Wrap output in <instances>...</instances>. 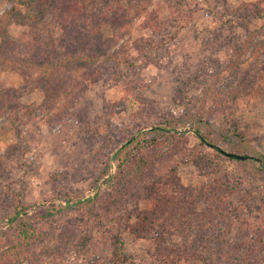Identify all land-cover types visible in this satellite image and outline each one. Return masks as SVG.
<instances>
[{
	"label": "trees",
	"instance_id": "obj_1",
	"mask_svg": "<svg viewBox=\"0 0 264 264\" xmlns=\"http://www.w3.org/2000/svg\"><path fill=\"white\" fill-rule=\"evenodd\" d=\"M140 3V0H17L0 16V65L18 68L24 84L44 96L35 110L22 104L18 94L0 96V117L15 127L18 138L17 144L0 155V222L8 220L0 226V264H264V220L251 232L229 238L233 226L240 222L238 215L248 206L247 202L253 201V194L243 190L239 174L217 163L219 157L240 164L259 161L237 159L236 153L222 156L221 150L212 146L210 136L198 126H190L193 136L200 146L215 149V155L184 153L188 137L173 132L178 129L174 121L149 124L148 131L136 128V132H143L114 156L117 172L106 182L105 190L90 198L79 197L72 190V183L85 179L96 183L109 173L110 155L119 144L110 119L121 103L106 105L101 114L86 105H77L90 85L116 84L119 78L124 98H132L135 89L127 83V73L118 77L117 72L123 46L109 56L105 52L122 39L121 30H127L136 21L146 29H159V24L153 25L150 17L141 18L146 8ZM222 9H226L222 3L215 9L211 7L215 13H221ZM254 16L255 20H262L264 12L259 10ZM15 24L27 28L22 40L9 35V27ZM255 33L246 44L256 38ZM139 44V40L134 41V48L138 49ZM148 45L153 50L154 45H146L144 41L141 49ZM244 50L245 47H240L231 56L236 54L239 58ZM150 52L144 56L149 58ZM228 61L220 64L218 72H236L237 61L233 63L234 58ZM129 67L126 59V71ZM252 91L253 85L236 91L214 85L202 93L199 106L203 109L196 111L190 107L189 114L200 122H209L218 113L227 114L231 134L243 141V114L236 107L245 104L243 100ZM52 111L54 115L50 118ZM40 115L52 124L61 122L64 126L73 121L71 128L77 136L74 143L78 153L71 155L76 162L71 166L73 171L64 170L50 177L56 188L55 196L67 205L42 204L31 215L22 217L20 214H25L30 205L24 206L20 194L14 192L13 186L20 180L13 179L12 174L16 167L25 165L19 162L28 150L25 129ZM173 154L176 158L189 157L203 180L184 186ZM260 165L258 170L264 173V162ZM4 188L8 191L2 192ZM261 205L257 210L264 208V199ZM60 214L67 216L59 227L55 222ZM91 221L99 235L97 242L91 240L94 237L87 230ZM205 230L217 237L211 242L207 257L193 249L192 242L181 244L182 248L169 245L171 236L178 232L176 236L185 238ZM121 231L153 246L146 261L125 252Z\"/></svg>",
	"mask_w": 264,
	"mask_h": 264
},
{
	"label": "rangeland",
	"instance_id": "obj_2",
	"mask_svg": "<svg viewBox=\"0 0 264 264\" xmlns=\"http://www.w3.org/2000/svg\"><path fill=\"white\" fill-rule=\"evenodd\" d=\"M16 1L0 0V16ZM209 1L208 3L203 0H184V2L140 0V6L146 8L141 18L150 17L153 25L155 22L159 24V29H146L136 21L127 30L123 28L122 39L105 52V55L109 56L111 52L123 46L118 56L121 61L117 72L118 77L127 73V83L133 85L135 89L134 94L130 96L132 98H124V91L119 86L121 83L119 78L116 84L90 85L84 99L77 105L81 107L86 105L90 110L94 109V112L101 114L106 105L121 103V106L115 107L117 114L110 119V123L116 128L115 140L119 141V144L110 155L109 173L99 178L96 183L91 179H85L72 183L71 187L79 197L83 198L93 197L105 190L108 186L106 182L117 172L116 165L115 173L112 174L114 156L141 132L148 131L149 124H159L166 120L174 121L178 127L173 132L188 137L187 149L184 153L194 155L204 152L211 156L215 155L213 152L216 151L215 149L200 146L199 141L193 136V129L190 126H198L210 136L212 146L222 152L249 156L259 161V163L240 164L222 157L217 158V163L224 169L239 174L243 178V190L253 194V201L247 202L248 206L238 215L240 222L233 226L229 236L231 239L236 234L251 232L260 220H264V208L262 210L256 208L263 207L261 203L264 199V173L258 170L260 164L264 162V57L262 56L264 43L260 42L264 41V19L255 20L254 16L259 10L264 12V0ZM221 3L226 7L221 13L211 10V7L215 9V6H220ZM253 31H256V38L246 44ZM8 32L11 38L22 40L27 28L15 24L9 27ZM58 36L59 32L55 37ZM136 40L140 42L138 49L133 46ZM143 41L146 45H154L153 50L151 45L141 49ZM240 47H245L243 54L239 58H236V54L231 56ZM149 52L151 53L149 58L144 56ZM230 58H234L233 63L237 61L236 72L234 74L218 72L220 64L229 62ZM126 59L131 65L128 71H126ZM78 74L76 72L75 76L78 77ZM214 85L235 91L241 88L248 89L253 85L254 91L243 100L245 104L236 107L243 114L241 129L243 141H239L231 134V123L227 122L230 119L227 114L218 113L209 122H200L189 114L190 107L196 111L203 109L199 106L202 93ZM3 94L10 96L18 94L20 102L32 110L41 105L44 97L40 91L32 90L24 84L18 68L7 65H0V96ZM53 115L54 112H50V118ZM40 116L25 129L24 137L28 150L23 159L19 160L25 165L18 169L16 167L12 174L13 179L20 180L13 186L14 192L20 194L24 206L30 205L25 214H20L22 217L31 215L33 210L42 204L67 205L55 196L56 188L50 177L64 170H70L71 166L76 164L71 155L78 153L74 143L77 136L71 128L74 125L73 121H69L72 124L66 123L63 126L61 122L52 124L53 122ZM141 127L144 128L143 131H135L136 128ZM126 135H128L127 139H125ZM17 142L15 127L4 117H0V155ZM182 157L183 155L176 158L174 155L181 183L184 186L200 183L203 178L198 177L199 173L190 158ZM179 159L184 161L181 163ZM109 175L110 178L101 181ZM3 191L8 190L4 188ZM66 216V214L57 215L55 222L57 226L60 227V223H64ZM7 222L5 218L0 222V226ZM87 230L94 237L91 240L97 242L99 235L92 221L89 222ZM214 230L217 233V230ZM176 235L171 236L170 246L181 247V244L184 246V243L192 242V248L206 257L211 242L217 238L215 233L207 230L195 232L185 238ZM121 237L126 253L134 254L137 259H145V261L149 258L148 255L152 254L153 246L148 241L135 240L132 235L124 231H121Z\"/></svg>",
	"mask_w": 264,
	"mask_h": 264
},
{
	"label": "water",
	"instance_id": "obj_3",
	"mask_svg": "<svg viewBox=\"0 0 264 264\" xmlns=\"http://www.w3.org/2000/svg\"><path fill=\"white\" fill-rule=\"evenodd\" d=\"M221 152H222V151H221ZM222 154H224V155L227 156V157L232 156V154H230V153L222 152ZM234 157L237 158V159H241V160H246V159L251 158V157H243V156H239V155H234ZM115 170H116V164H115V162H113V173H112V174L115 173ZM110 176H111V175L104 177L101 181H104L105 179L110 178ZM101 181H100V182H101ZM63 205H65V204L63 203Z\"/></svg>",
	"mask_w": 264,
	"mask_h": 264
}]
</instances>
